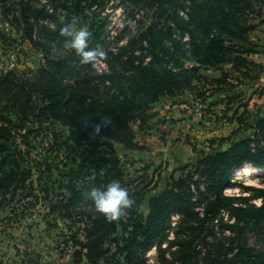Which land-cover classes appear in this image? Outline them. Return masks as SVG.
Here are the masks:
<instances>
[{
	"label": "trees",
	"instance_id": "16d2710c",
	"mask_svg": "<svg viewBox=\"0 0 264 264\" xmlns=\"http://www.w3.org/2000/svg\"><path fill=\"white\" fill-rule=\"evenodd\" d=\"M8 1L0 0L6 13L15 10ZM39 1L13 4L19 7L14 19L22 25L23 41L40 50L45 63L31 76L17 71L0 76V209L20 190L34 185L33 181L26 184L33 170L25 166L31 158L20 148L18 134L24 128L23 141L30 145V135L53 120L67 128V140L55 139L56 144L67 146V159L70 163L82 159L78 169L66 162L60 187L69 194H63L60 206L54 207L61 216L83 224L70 226L75 229L72 264H149L147 255L154 246L160 264H264V251L250 247L248 240L251 224L264 236V187L232 181L246 164L264 169L262 114L254 115L248 124L253 130L249 137L223 138L221 144L229 145L222 150L199 152L192 169H179V177L173 173L152 196L154 179L143 186L140 178L131 176L117 150V145L124 150L142 149L131 125L151 119L153 105L168 95L195 92L202 98L224 92L225 97L214 104L244 107L243 112L235 110L230 120L247 125L249 104L243 102L245 94L239 86L260 79L253 73L264 70L249 58L260 46L249 36L264 26V0H188L191 5L185 15L180 4L170 11L165 5L168 0H134L137 6L147 1L154 20L129 40L128 47L110 49L102 39L104 23L90 28L89 47H103L107 52L96 60L107 66L102 73L96 72L95 62L81 64L66 43L69 37L61 30L70 19L63 21L58 15L61 7L67 9L65 4L52 0L56 4L48 12L37 6ZM163 17L168 18L166 23ZM175 29L179 38L174 37ZM227 64L231 65L228 70ZM215 68L222 70L221 77L203 73ZM230 71L239 74L236 86ZM259 96L264 97V87ZM31 122L38 127L29 126ZM91 133L101 141H93ZM113 179L127 187L132 205L110 220L95 208L88 193ZM232 187L252 195H226L225 190ZM254 198L262 199L260 207L249 203ZM224 213L234 222H226ZM175 215L180 219L170 238Z\"/></svg>",
	"mask_w": 264,
	"mask_h": 264
},
{
	"label": "rangeland",
	"instance_id": "374dc122",
	"mask_svg": "<svg viewBox=\"0 0 264 264\" xmlns=\"http://www.w3.org/2000/svg\"><path fill=\"white\" fill-rule=\"evenodd\" d=\"M21 1L9 0L8 6L15 10L7 13L0 4V76L11 71L31 76L36 74L45 63V55L28 41H23L22 25L14 19V15L19 16V7L13 4ZM61 1L67 8L61 7L58 10L61 20L65 21L68 16L69 26H87L89 30L93 25L96 29L104 23L102 39L115 51L128 47L129 40L145 31L154 20L153 10L147 8V1L138 3L140 5L137 6L133 3L134 0H81L79 11L75 7L78 0ZM55 4L56 2L52 0H41L37 6L52 12ZM174 4L181 5L178 7L181 13L187 11L191 5L188 0H168L165 5L171 11L174 9ZM167 19L163 17L162 22L166 23ZM45 22L48 23L49 20ZM258 30L264 33V26L259 27ZM175 33L174 37L179 38L177 29ZM260 42L264 44V40ZM71 50L78 55V59L81 58L74 48L71 47ZM94 68L98 73L107 70L103 61H95ZM229 68L231 65L227 64L226 69ZM210 70L213 71L203 70V73L210 78L222 74L220 69V72ZM253 74L260 79L239 86L245 94L243 102L249 104L250 117H247V125L230 120L235 110L243 112L244 107L241 108L238 104L233 106L223 103L214 104L225 97L224 92L213 96L208 94L204 96L205 98L198 97L195 92H187L181 96H164L149 112L152 115L151 119L146 123L141 121L132 123V129L142 149L124 150L122 146L117 145V150L131 176L140 178L138 182L143 181V186L154 179L150 196L161 191L162 185L172 175L171 172L179 177L181 175L179 169L185 166H189L188 170L192 169L191 166L197 162L199 152L211 153L215 148L222 150L229 143L221 144V139L231 137L237 140L249 137L253 133L252 128L250 130L248 128V124L253 122V116L258 113L264 116V97L259 96V92L264 87V70L257 69ZM238 75L232 72L230 76L235 86L238 83L236 81ZM226 116L228 117L225 118ZM29 126L38 127L35 122L29 123ZM20 132L18 144L30 154L31 158V160L27 159L25 166L32 167L33 170V175L26 184L28 187L33 181L34 185L33 189L20 190L14 199H10L0 209V264H72L74 251L72 234L75 229H70V226H83V224H77L72 218L61 216L60 210L55 211L54 207L60 206V201L64 198L63 194H69L65 188L60 187L61 181H64L61 172L65 171L66 162L78 169L82 159L70 163L71 159H67V146L61 142L56 144V137L63 138L61 141L68 139L67 128L59 122L49 120L39 133L31 134L30 145L24 143L21 135L26 133V130L22 128ZM90 137L95 142L101 141L96 133H91ZM261 145L264 147V142ZM253 147L255 148L254 143ZM248 165L250 164L245 166ZM238 171L233 177V182L251 187H264L262 171L254 175H239ZM66 172H69V166ZM225 194L252 195L244 194L239 187L226 189ZM147 202L148 198L142 207L144 212L147 209ZM249 203L260 207L262 199L254 198ZM223 216L226 222H234L228 214L224 213ZM175 219L177 220L173 219V228L168 231L170 238H173L174 228L180 216ZM250 226L252 228L248 232L250 247L264 251V236L258 235L253 230L252 224ZM218 235L221 237V234ZM225 235L230 236V233L226 232ZM147 257L149 264H160L156 246L150 250Z\"/></svg>",
	"mask_w": 264,
	"mask_h": 264
},
{
	"label": "clouds",
	"instance_id": "9594fccd",
	"mask_svg": "<svg viewBox=\"0 0 264 264\" xmlns=\"http://www.w3.org/2000/svg\"><path fill=\"white\" fill-rule=\"evenodd\" d=\"M62 33L69 37L66 41L80 55L84 63L95 62L107 55L103 47H89L91 31L87 26H69L62 28ZM95 208L108 219H118L132 205V198L127 187L119 179H113L104 187H93L88 193Z\"/></svg>",
	"mask_w": 264,
	"mask_h": 264
},
{
	"label": "crops",
	"instance_id": "0c3cea01",
	"mask_svg": "<svg viewBox=\"0 0 264 264\" xmlns=\"http://www.w3.org/2000/svg\"><path fill=\"white\" fill-rule=\"evenodd\" d=\"M262 27V26H261ZM250 40L254 41L255 43L257 44H260V46L257 48L258 51L252 53L249 58L251 60H253L254 62L256 63H259L261 65L264 66V48H262V46L264 47V44L262 42H260V40H264V33L262 30H254L250 33V36H249ZM214 70L220 72V70L218 68H215ZM208 72L209 71H213V70H207ZM221 77V75L219 76ZM219 77H216V78H219ZM234 122V121H233ZM229 145V144H228ZM227 145V146H228ZM256 169V168H255ZM171 174H173L171 172ZM235 175V174H234Z\"/></svg>",
	"mask_w": 264,
	"mask_h": 264
},
{
	"label": "bare ground",
	"instance_id": "6f19581e",
	"mask_svg": "<svg viewBox=\"0 0 264 264\" xmlns=\"http://www.w3.org/2000/svg\"><path fill=\"white\" fill-rule=\"evenodd\" d=\"M260 173V171H257L249 166H244L241 169H239L238 174L239 175H254Z\"/></svg>",
	"mask_w": 264,
	"mask_h": 264
},
{
	"label": "built area",
	"instance_id": "2783aa9c",
	"mask_svg": "<svg viewBox=\"0 0 264 264\" xmlns=\"http://www.w3.org/2000/svg\"><path fill=\"white\" fill-rule=\"evenodd\" d=\"M182 14L185 15V12H182ZM260 171H262V172L264 173L263 170H260ZM178 217H179L178 215L174 216V217H173L174 221L177 220V219H175V218H178Z\"/></svg>",
	"mask_w": 264,
	"mask_h": 264
},
{
	"label": "water",
	"instance_id": "95a60500",
	"mask_svg": "<svg viewBox=\"0 0 264 264\" xmlns=\"http://www.w3.org/2000/svg\"><path fill=\"white\" fill-rule=\"evenodd\" d=\"M259 170V169H258Z\"/></svg>",
	"mask_w": 264,
	"mask_h": 264
}]
</instances>
